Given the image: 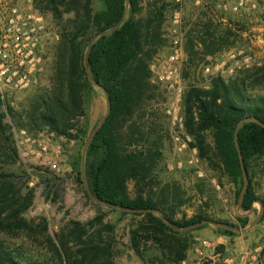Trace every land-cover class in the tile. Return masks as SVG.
I'll list each match as a JSON object with an SVG mask.
<instances>
[{
    "label": "trees",
    "instance_id": "1",
    "mask_svg": "<svg viewBox=\"0 0 264 264\" xmlns=\"http://www.w3.org/2000/svg\"><path fill=\"white\" fill-rule=\"evenodd\" d=\"M188 1L192 2L187 0L184 6ZM33 5L40 13L53 16L61 37L50 86L34 90L18 108L13 97L0 91V264H117L120 247L116 225L106 220V214L98 213L87 221L70 219L54 234L45 216H27L36 199L35 174L47 184L49 193L61 184L41 166L22 159L16 133L23 130L37 138L44 132L84 144L89 133L86 104L93 91L87 68L111 100V111L86 151L84 174L91 194L108 202L110 208L120 206L127 209H121L122 213L139 216L129 229L128 246L145 264L185 261L193 230L179 229L206 217L198 214L175 220L164 202L152 195L163 137L158 131L160 123L149 118L157 114L149 112L150 106L167 90L154 81L151 66L168 46L167 26L179 3L33 0ZM192 6L191 14L198 9L208 19L198 16L185 22L190 56L200 47L211 53L226 43L230 46L234 30L246 29L240 20H219L211 7ZM182 103L185 131L193 138L191 145L213 169L239 185L238 196L244 185L240 148L249 177L241 207L250 210L260 201V222L264 223V198L257 194L251 172L264 158V63L228 77L213 76L208 86L188 84ZM244 119L248 120L239 126ZM74 166L75 180L83 184L79 162ZM130 181H134V196L128 187ZM96 205L101 208L103 203ZM153 209H159L167 222ZM239 220L243 225L248 223L247 218ZM220 231L236 234L232 229ZM261 260L264 264V248Z\"/></svg>",
    "mask_w": 264,
    "mask_h": 264
},
{
    "label": "rangeland",
    "instance_id": "2",
    "mask_svg": "<svg viewBox=\"0 0 264 264\" xmlns=\"http://www.w3.org/2000/svg\"><path fill=\"white\" fill-rule=\"evenodd\" d=\"M3 1H8L21 9L28 10L31 6L34 8L33 0H0V2ZM261 2L264 3V0ZM192 4L196 6L188 1L183 9L185 31L187 29L185 22L195 21L198 16L202 20L208 19V16L199 12L198 9L191 14ZM95 6L100 7V3L97 2ZM201 6L211 7L221 21L227 22L230 18L240 20L246 29L240 32L234 30V38L230 46L226 43L219 50L211 53L207 52V48L200 47L196 55L190 56L187 53L185 41L186 57L180 67V82L183 90L188 84L208 86L216 74L228 77L241 69L264 63V45L252 41L254 37L249 39L253 31L248 32L256 22L262 19L260 11H243L239 14L227 12L224 15L222 13L225 12L216 10L211 4L197 7ZM173 16L167 30L171 27ZM43 18L46 31L49 34L53 32L56 36L53 41L49 39V44L45 46L42 70L37 73L32 87L25 90L4 89V92L13 97V105L17 108L18 105L26 102L34 90L50 86L49 80L54 72L57 44L61 36L60 27L53 16L47 13L43 14ZM232 51L238 53L240 63L234 65L235 71L231 74L227 72V69L232 64L227 59ZM171 52L169 41L168 46L156 56L152 65L158 58H168ZM224 62L228 64L225 65ZM153 79L158 82L155 77ZM158 83L167 90L163 97H159L150 106L149 112H157V114L149 118L160 123L158 131L163 137V155L156 168V181L151 193L159 201L164 202V208L173 215L175 220L202 214L206 217L203 220H212L220 224L219 226L206 223L201 225L204 226L202 229L180 228L181 231L193 230V241L187 259L179 264H261L264 248V223L260 222L261 204L256 201L250 210H244L241 207V194L237 195L239 185L221 170L213 169L205 159L201 158L198 148L191 145L192 136L172 123L167 110L174 101V89ZM92 86L93 91L86 104L89 133L84 144L44 132L37 138H31L23 130L16 133L22 159L27 164L41 166L45 174L56 176L58 183L61 184L58 187L53 186L49 193L47 184L40 179V175L35 174L32 184L36 187V199L27 216L30 218L45 216L49 222V230L54 234L70 219L87 221L98 213H104L106 220L116 225V236L120 247V252L116 256L117 264H145L128 246L129 229L139 216L124 214L121 209L115 206L110 208L106 204L98 208L96 203L99 202L89 193L87 181L80 184L75 180L77 169L74 163L78 166L79 162L82 170V155L86 143L108 110L106 91L96 84L92 83ZM181 106L183 110V104ZM208 141L212 144L210 134H208ZM251 172L256 192L264 198V158L254 165ZM128 187L131 195L134 196V181H130ZM240 217L247 218L248 223L243 225L239 220ZM220 228L235 230L236 234L224 235Z\"/></svg>",
    "mask_w": 264,
    "mask_h": 264
},
{
    "label": "built area",
    "instance_id": "3",
    "mask_svg": "<svg viewBox=\"0 0 264 264\" xmlns=\"http://www.w3.org/2000/svg\"><path fill=\"white\" fill-rule=\"evenodd\" d=\"M187 0H176L180 8L174 13L168 30L172 52L168 58H158L152 65L158 82L174 89V101L167 113L172 123L185 130L182 110L183 86L180 82V67L185 57L186 31L183 20L184 4ZM196 6L211 4L216 10L239 14L243 11H260L264 20V3L261 0H191ZM0 91L4 89L25 90L32 87L36 75L42 70L44 49L55 39V33L46 31L43 14L31 6L21 9L7 1L0 2ZM58 37V35H57ZM49 39H51L49 41ZM232 64L227 72L234 73L239 65L238 53L230 52ZM227 65V62H224ZM220 67V66H219ZM210 71V68H207ZM216 74L215 76H217ZM55 166V165H54Z\"/></svg>",
    "mask_w": 264,
    "mask_h": 264
},
{
    "label": "water",
    "instance_id": "4",
    "mask_svg": "<svg viewBox=\"0 0 264 264\" xmlns=\"http://www.w3.org/2000/svg\"><path fill=\"white\" fill-rule=\"evenodd\" d=\"M128 1H129V0H128ZM128 3H129V2H128ZM99 35H100V34H98V35L93 39V41H94ZM91 44H92V42L89 44V46L87 47V50H86V54H85V56H86V59H85L86 64H87V55H88V52H89V49H90ZM87 72H88V76H89L90 81H91L93 84H96V85L100 86L98 83H96V82L93 80V78H92L91 75L89 74V70H88V68H87ZM106 94H107V100H108V110H107V113L105 114V116L103 117V119L101 120V122L98 124V126L95 128V130L92 132L91 137L89 138L88 142L86 143V148H85L84 153H83V155H82V177H83L84 182H86L85 174H84V163H85V156H86L87 147H88L90 141L92 140V138L94 137L95 133H96L97 130L100 128V126L103 124V122L106 120L107 116L109 115V113H110V111H111V100H110L109 94H108L107 92H106ZM246 120H248V119H244V120H242V121L239 123V126H240L243 122H245ZM239 126H238V127H239ZM236 137H237V133H236ZM238 151H239V154H240L241 164H242L243 174H244V185H243L242 194H241V200H242L243 192L247 189L248 184H249V177H248V173H247L246 167H245L244 162H243L242 153H241L240 148H238ZM86 184H87V183H86ZM87 188H88L89 193L91 194L88 185H87ZM92 196H93V195H92ZM93 198H94L97 202H99V203H103V204L109 205L108 202L101 201V200L97 199V198L94 197V196H93ZM240 202H241V201H240ZM258 202H259V203L261 204V206H262V211H261V214H262V212H263V205H262V203H261L260 201H258ZM115 207H117V208H119V209H122V210H127L126 208H123V207H120V206H116V205H115ZM251 209H252V208H251ZM133 210H134V209H133ZM153 210H154V212L157 213L161 218H163V220H165V221L167 222V220L165 219V216L162 214V212H161L159 209H153ZM134 211H136V210H134ZM260 217H261V216H260ZM206 223L216 224V225H219V226H220V224H219L218 222H215V221H212V220H202V221H200V222H198V223H194V224H192V225H190V226H188V227H186V228H184V229H193V228L199 227V226H201V225H203V224H206ZM232 228L234 229V227H232Z\"/></svg>",
    "mask_w": 264,
    "mask_h": 264
},
{
    "label": "crops",
    "instance_id": "5",
    "mask_svg": "<svg viewBox=\"0 0 264 264\" xmlns=\"http://www.w3.org/2000/svg\"><path fill=\"white\" fill-rule=\"evenodd\" d=\"M248 32L253 33L249 39L254 37V40H252V41H254L255 43H259V44L262 43L264 45V37H263V35H264V20L260 19L258 22H256V24H254L250 28V30H248ZM245 35H246V33H245Z\"/></svg>",
    "mask_w": 264,
    "mask_h": 264
}]
</instances>
